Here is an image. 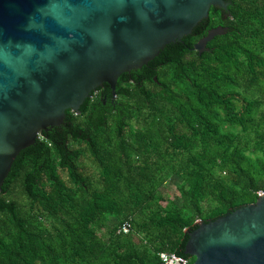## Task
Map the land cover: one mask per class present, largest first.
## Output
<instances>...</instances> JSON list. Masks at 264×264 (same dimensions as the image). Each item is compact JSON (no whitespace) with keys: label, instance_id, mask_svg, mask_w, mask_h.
<instances>
[{"label":"trees","instance_id":"16d2710c","mask_svg":"<svg viewBox=\"0 0 264 264\" xmlns=\"http://www.w3.org/2000/svg\"><path fill=\"white\" fill-rule=\"evenodd\" d=\"M225 1L122 74L113 101L104 84L17 155L0 191V264H160L162 253L192 264L183 252L196 223L256 202L264 0ZM217 27L224 34L192 50ZM125 221L129 234H118Z\"/></svg>","mask_w":264,"mask_h":264},{"label":"water","instance_id":"95a60500","mask_svg":"<svg viewBox=\"0 0 264 264\" xmlns=\"http://www.w3.org/2000/svg\"><path fill=\"white\" fill-rule=\"evenodd\" d=\"M225 0H0V191L17 155L79 113L92 93L180 42ZM217 27L193 45L200 55ZM192 264H264V192L196 223Z\"/></svg>","mask_w":264,"mask_h":264},{"label":"built area","instance_id":"2783aa9c","mask_svg":"<svg viewBox=\"0 0 264 264\" xmlns=\"http://www.w3.org/2000/svg\"><path fill=\"white\" fill-rule=\"evenodd\" d=\"M262 194L259 193L258 196ZM198 222V221H197ZM131 230L130 221L123 222L117 230L118 234H129ZM160 264H189L188 260L170 253L160 254Z\"/></svg>","mask_w":264,"mask_h":264},{"label":"rangeland","instance_id":"374dc122","mask_svg":"<svg viewBox=\"0 0 264 264\" xmlns=\"http://www.w3.org/2000/svg\"><path fill=\"white\" fill-rule=\"evenodd\" d=\"M179 184V180L175 177H172L170 182H168L165 187L162 189V192L164 193V197L166 199L172 197V194L175 192L176 185Z\"/></svg>","mask_w":264,"mask_h":264},{"label":"flooded vegetation","instance_id":"af4514ba","mask_svg":"<svg viewBox=\"0 0 264 264\" xmlns=\"http://www.w3.org/2000/svg\"><path fill=\"white\" fill-rule=\"evenodd\" d=\"M103 104H105V99L103 100ZM191 258V257H190Z\"/></svg>","mask_w":264,"mask_h":264}]
</instances>
